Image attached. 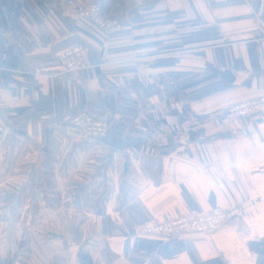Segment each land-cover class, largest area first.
Masks as SVG:
<instances>
[{
	"label": "crops",
	"instance_id": "crops-1",
	"mask_svg": "<svg viewBox=\"0 0 264 264\" xmlns=\"http://www.w3.org/2000/svg\"><path fill=\"white\" fill-rule=\"evenodd\" d=\"M64 1L0 0V264H264V108L229 117L264 97V0H134L112 36ZM75 45L86 68L58 76ZM235 208L213 235L140 234Z\"/></svg>",
	"mask_w": 264,
	"mask_h": 264
},
{
	"label": "built area",
	"instance_id": "built-area-1",
	"mask_svg": "<svg viewBox=\"0 0 264 264\" xmlns=\"http://www.w3.org/2000/svg\"><path fill=\"white\" fill-rule=\"evenodd\" d=\"M102 5L95 1L65 0L62 4L63 16L74 14L79 19L89 20L103 33L112 36L123 30V24L113 14L105 15ZM88 49L75 45L60 56L61 71L58 76L79 72L87 66ZM264 108V97L248 100L233 105L229 117L239 118L249 116ZM70 124L82 131L85 140L100 141L109 134L108 124L88 111L75 116ZM238 211L230 209L212 215L190 213L166 223L149 222L140 229V234L146 236H166L180 239L185 235H213L234 217Z\"/></svg>",
	"mask_w": 264,
	"mask_h": 264
},
{
	"label": "trees",
	"instance_id": "trees-1",
	"mask_svg": "<svg viewBox=\"0 0 264 264\" xmlns=\"http://www.w3.org/2000/svg\"><path fill=\"white\" fill-rule=\"evenodd\" d=\"M95 2H99L102 6V12L105 15H110L112 13V9L115 5H121L127 8H130L134 5V0H97ZM115 17H117L120 22L123 24L121 18L117 14H113ZM78 18V17H77ZM124 28V25H123ZM97 117V116H96ZM99 118V117H98ZM121 197V196H120ZM125 202L120 203V207L124 205Z\"/></svg>",
	"mask_w": 264,
	"mask_h": 264
}]
</instances>
